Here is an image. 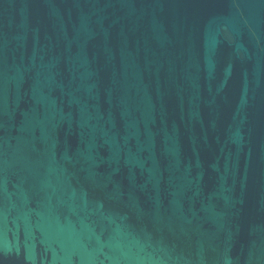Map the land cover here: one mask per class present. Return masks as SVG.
Instances as JSON below:
<instances>
[{
  "label": "water",
  "instance_id": "95a60500",
  "mask_svg": "<svg viewBox=\"0 0 264 264\" xmlns=\"http://www.w3.org/2000/svg\"><path fill=\"white\" fill-rule=\"evenodd\" d=\"M0 264H264V0H0Z\"/></svg>",
  "mask_w": 264,
  "mask_h": 264
}]
</instances>
